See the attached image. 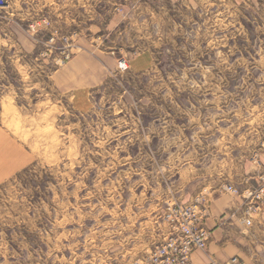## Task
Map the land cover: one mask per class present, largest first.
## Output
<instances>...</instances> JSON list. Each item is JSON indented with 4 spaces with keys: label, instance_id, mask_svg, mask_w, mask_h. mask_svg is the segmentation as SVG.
<instances>
[{
    "label": "rangeland",
    "instance_id": "1",
    "mask_svg": "<svg viewBox=\"0 0 264 264\" xmlns=\"http://www.w3.org/2000/svg\"><path fill=\"white\" fill-rule=\"evenodd\" d=\"M0 164V264L143 262L212 170L253 218L264 0H0Z\"/></svg>",
    "mask_w": 264,
    "mask_h": 264
},
{
    "label": "crops",
    "instance_id": "2",
    "mask_svg": "<svg viewBox=\"0 0 264 264\" xmlns=\"http://www.w3.org/2000/svg\"><path fill=\"white\" fill-rule=\"evenodd\" d=\"M80 58H86L81 56ZM81 61V60H80ZM155 63L152 52L144 51L136 58L138 71L150 69ZM97 69L89 74L87 79L91 81L84 89L78 90L76 95L88 94L90 87H97L107 78L106 72ZM110 73V68H109ZM77 96V97H78ZM3 168L0 164V173ZM250 167L245 168L246 175L251 172ZM252 175H253V170ZM198 173L194 178L195 185L183 190V201H193L199 194L205 193L212 200L209 204V212L204 224L211 231V238L206 249L195 250L189 264H225L234 257L242 260L243 264H255L256 252L264 244V207L250 218L244 215L243 204L245 195L234 196L223 190V183L226 181L225 174L220 175L213 170L208 173L206 180ZM229 179V178H227ZM244 183V182H243ZM242 183V184H243Z\"/></svg>",
    "mask_w": 264,
    "mask_h": 264
},
{
    "label": "built area",
    "instance_id": "3",
    "mask_svg": "<svg viewBox=\"0 0 264 264\" xmlns=\"http://www.w3.org/2000/svg\"><path fill=\"white\" fill-rule=\"evenodd\" d=\"M225 190L234 196L238 194V189L232 185ZM206 200L199 194L193 203L175 205L169 214L170 233L155 246L147 260L135 264H189L195 250L206 249L211 238V231L204 224L210 204ZM247 223L250 224L251 219H247ZM225 264H240V261L234 257Z\"/></svg>",
    "mask_w": 264,
    "mask_h": 264
}]
</instances>
